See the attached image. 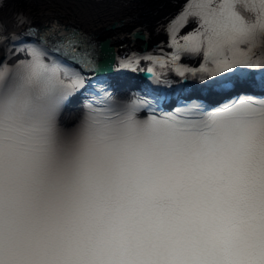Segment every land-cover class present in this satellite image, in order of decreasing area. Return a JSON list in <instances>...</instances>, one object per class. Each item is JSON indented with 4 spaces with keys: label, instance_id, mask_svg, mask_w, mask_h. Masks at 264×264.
I'll return each mask as SVG.
<instances>
[{
    "label": "snow or ice",
    "instance_id": "1",
    "mask_svg": "<svg viewBox=\"0 0 264 264\" xmlns=\"http://www.w3.org/2000/svg\"><path fill=\"white\" fill-rule=\"evenodd\" d=\"M189 19L197 28L180 36ZM168 33L173 59L203 50L220 71L254 66L264 0H188ZM46 35L52 52L95 56L94 46L77 52L85 37L75 30ZM30 51L0 86V264H264V105L241 103L190 129L131 115L90 122L54 144L62 81L43 47ZM230 79L264 89V77Z\"/></svg>",
    "mask_w": 264,
    "mask_h": 264
},
{
    "label": "bare ground",
    "instance_id": "2",
    "mask_svg": "<svg viewBox=\"0 0 264 264\" xmlns=\"http://www.w3.org/2000/svg\"><path fill=\"white\" fill-rule=\"evenodd\" d=\"M168 8V0H7L0 8V19L6 20L4 15L9 9L12 12L23 10L36 21L39 17L55 12L65 20L76 23L83 31L99 34L105 32L110 36L114 34L113 29H109L110 24L119 20L122 24L134 25L138 19L152 21L164 15ZM124 17L130 19L122 21ZM77 105H70L68 120L72 121L78 115Z\"/></svg>",
    "mask_w": 264,
    "mask_h": 264
}]
</instances>
